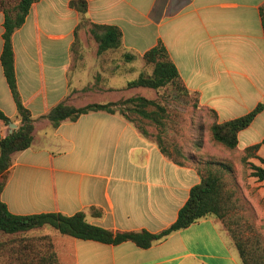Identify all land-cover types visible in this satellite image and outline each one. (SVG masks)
<instances>
[{
    "label": "crops",
    "instance_id": "obj_1",
    "mask_svg": "<svg viewBox=\"0 0 264 264\" xmlns=\"http://www.w3.org/2000/svg\"><path fill=\"white\" fill-rule=\"evenodd\" d=\"M86 1L91 23L117 26L122 32L121 47L101 55L94 40L95 78L88 80V74L73 70L76 62L85 61V46L76 49L82 15L70 7L71 0L34 3L13 35L19 94L36 121L32 146L12 156L1 200L16 215L84 212L89 223L113 232L160 233L177 220L191 189L201 182L204 168L199 163L229 162L232 152L203 143L188 156L196 162L178 164L119 113L91 112L63 121L58 128L43 117L62 102L84 107L146 97L141 89L148 88L127 85L142 73L151 74L152 69L143 71L136 62L144 61V53L159 42L199 106L216 112L217 123L248 114L263 100L247 106L242 96H264V0ZM4 21L0 9V109L17 129V106L1 63ZM141 47L145 49L137 56ZM125 54L135 58L127 61ZM131 75L134 79L125 83L116 81ZM9 134L10 124L0 121V137ZM238 138L233 152L240 155L263 141L264 109ZM256 156L264 158V146ZM257 160L249 162L261 166ZM260 185L262 193L264 181ZM259 215L262 219L264 208ZM43 228L52 238L59 264H244L217 217L203 218L147 249L133 242L111 245Z\"/></svg>",
    "mask_w": 264,
    "mask_h": 264
},
{
    "label": "trees",
    "instance_id": "obj_2",
    "mask_svg": "<svg viewBox=\"0 0 264 264\" xmlns=\"http://www.w3.org/2000/svg\"><path fill=\"white\" fill-rule=\"evenodd\" d=\"M39 1L0 0V9L5 14L4 46L1 63L17 106V118L20 120V125L17 129L5 138L0 137V233L19 236L43 227H51L62 235L77 239L92 240L111 245L133 242L140 248L147 249L154 243L165 239L173 232L186 229L203 218L217 217L224 222L232 206V194L229 192L224 179L225 171L233 172L230 161L200 162L199 164L203 165L204 168L203 172H201V182L191 189L190 197L179 211L177 220L169 228L156 234L146 230L113 232L89 223L84 212L67 216L54 212L16 215L9 211L7 205L1 200V194L5 187L7 173L12 165V156L32 146L36 121L31 112L24 106L19 94L12 39L14 33L25 24L32 5ZM12 2H14V5L10 7L9 5ZM70 7L82 15L77 32L83 25L87 24L89 26L88 32L98 43V55L109 50H118L121 47L122 32L117 26L93 24L86 17L88 11V3L86 0H71ZM260 11L264 28V4ZM124 57L127 61L135 58L130 54H125ZM143 60L147 65L152 66L151 74L142 73L136 80L129 82L127 88L143 87L160 90L171 87L178 95H192L183 84L179 71L162 42H159L156 46L144 53ZM168 109L169 104H164L158 100L144 96H134L118 102L106 104L94 103L84 107H76L67 102H62L53 107L43 118L47 119L53 128H58L63 121H76L82 115L91 112L105 111L112 114L119 113L131 122L143 136L155 141L167 157L175 163L182 164L176 156L170 153L161 137L166 128ZM263 109L264 104L260 103L248 114L224 123H217L216 112L209 110L215 118L210 127L213 142L216 145L222 146L225 150L233 152L237 149L239 143V133L247 129ZM0 121H3L7 125L11 123L10 118L1 109ZM149 126H153L158 130L156 136H153L148 130ZM203 143L204 140L200 136L197 147L200 148ZM261 146H264V139L261 143L247 148L245 155L242 157L245 163H248L251 157L257 158L260 161L261 166L253 163L249 164L251 176L255 177L258 181H264V158L256 156V152ZM178 154L180 155L181 153L178 152ZM193 160V163L197 161L196 158H193ZM229 232L244 264H264L263 250L260 251L258 248H254L252 245L250 246L249 242L242 240L234 232L230 230ZM43 238L46 239V244L43 249L45 251L34 252V255L38 256L36 264H59L52 238L49 235ZM23 245L20 250L16 251V259L22 263L31 258L30 252L33 251L31 246Z\"/></svg>",
    "mask_w": 264,
    "mask_h": 264
},
{
    "label": "rangeland",
    "instance_id": "obj_3",
    "mask_svg": "<svg viewBox=\"0 0 264 264\" xmlns=\"http://www.w3.org/2000/svg\"><path fill=\"white\" fill-rule=\"evenodd\" d=\"M12 5H14V2L9 6L12 7ZM88 28L89 26L86 24L79 30L80 35L76 46L77 50L79 46H85V61L76 62L73 70L88 74L89 80L90 77L91 79L95 78L98 57L95 41L88 33ZM140 49V52L136 53L137 56L145 48L141 47ZM144 62L137 61L136 64L137 66H141L143 71L150 70L152 66ZM133 77L131 75L127 78L128 80L125 77H119L116 81L118 83H125L126 81L134 79ZM86 80L87 77L85 76L83 82ZM141 91L142 95L150 99L169 104L166 128L161 137L170 153L176 156L178 160L194 161L193 158L189 159L188 156H191L193 150L197 148L200 136H202L204 145L207 148H222L211 140L208 123L211 119L215 120L213 114L208 109L199 106V100L195 95H178L171 87L156 91L149 89H141ZM92 98L95 99L96 96L94 95ZM242 98L245 100L247 106L254 104V101L257 99H262V103L264 104V96L262 94L259 96L245 94ZM148 130L153 136L158 134V130L153 126H149ZM177 151L181 154L179 155ZM219 153L220 155H225L222 151ZM242 157L243 155L232 152L230 164L233 167V172H224L227 188L233 190L232 206L227 213L224 223L228 230L234 232L242 240L249 242L250 246L252 245L254 248L264 251V215L262 219L259 215V210L264 208V192L261 193L259 191L263 186L260 185L261 181L251 176L250 162H243ZM251 159L252 157L249 158V160ZM257 163H260V161L257 160ZM242 186L246 189V193ZM47 229L48 233L56 232L51 227H47ZM47 235L45 228L33 230L19 236L0 233V264H36L38 256L34 255V252L45 251L43 249L46 244V239L43 237ZM23 244L31 246L33 250L30 252L31 258L24 263L16 259V251L20 250L24 246Z\"/></svg>",
    "mask_w": 264,
    "mask_h": 264
},
{
    "label": "water",
    "instance_id": "obj_4",
    "mask_svg": "<svg viewBox=\"0 0 264 264\" xmlns=\"http://www.w3.org/2000/svg\"><path fill=\"white\" fill-rule=\"evenodd\" d=\"M10 127H11V133L13 132V129H15L16 128V126H15V124H13V123H10Z\"/></svg>",
    "mask_w": 264,
    "mask_h": 264
}]
</instances>
